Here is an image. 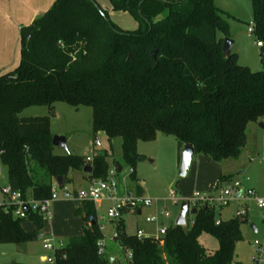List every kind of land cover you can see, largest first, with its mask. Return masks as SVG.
Returning a JSON list of instances; mask_svg holds the SVG:
<instances>
[{"label":"trees","instance_id":"1","mask_svg":"<svg viewBox=\"0 0 264 264\" xmlns=\"http://www.w3.org/2000/svg\"><path fill=\"white\" fill-rule=\"evenodd\" d=\"M93 1L56 0L21 27L19 64L0 72V161L12 190L45 200L59 177L67 186L75 171L106 180L118 139L122 159L132 167L145 160L138 142L159 134L218 164L238 160L249 124L264 120V0H251L255 35L263 43L260 72L241 66L238 54L223 56L224 38L218 34L230 37V26L214 0H108L113 12L138 23L132 31L118 26ZM58 102L91 107L94 134L104 133L109 149L95 150L92 162L57 154L49 117L22 113L32 106L53 109ZM87 166L93 168L90 175L84 173ZM132 178L137 195H143L134 173ZM229 181L223 175L218 185ZM75 215L82 220V234L56 253L55 264H111L108 253H98L105 236L96 205L76 204ZM241 219L217 224L216 211L198 208L186 227L171 225L162 243L127 235L121 220L116 245L133 254L131 264H233L236 245L244 239ZM44 228L43 217L35 213L19 220L1 211L0 245L26 246ZM205 237L216 241L211 250Z\"/></svg>","mask_w":264,"mask_h":264},{"label":"rangeland","instance_id":"2","mask_svg":"<svg viewBox=\"0 0 264 264\" xmlns=\"http://www.w3.org/2000/svg\"><path fill=\"white\" fill-rule=\"evenodd\" d=\"M101 5L110 6L108 0H97ZM216 5L223 10V18L229 23L230 38L235 41L233 53L238 54L239 64L248 67L252 72L263 70L261 64V49L257 46V37L255 34H249V28L254 23L253 9L251 0H214ZM55 0H42L45 3V14L54 5ZM19 9L23 10V25L31 23L37 10L29 7L28 4L21 3L19 0ZM47 5V6H46ZM47 7V8H45ZM50 8V9H49ZM18 9V10H19ZM49 9V10H48ZM111 19L118 26L125 30H135L138 23L126 13L112 11ZM42 14V15H43ZM164 15L160 16L162 19ZM20 28L0 26V65L9 61L12 63L18 56L20 44ZM219 38H226L218 34ZM19 48V49H18ZM23 117H49L51 131L54 136H61L67 139L68 151L56 147L57 154H72L86 159L93 158L95 150L109 149V142L104 133L94 134L93 131V111L91 107H75L66 102H58L51 109L46 105L32 106L26 108ZM260 123H251L247 128L248 142L238 160H227L221 164L210 161L204 162V155L197 154L194 156L189 172L186 177H180L179 171L181 166L182 152L185 145L172 136L159 134L157 138L149 141H139L137 151L145 156V160L137 163L135 167L127 165L122 159L121 140L114 142L113 157L109 162L110 170H114L117 164L123 168L122 173L114 176V181L118 184L119 193L125 196L130 193L137 195V182L132 178V173L139 181L143 189V197L157 200V205L150 208H144L141 216H132L128 212L123 214L124 231L127 235H135L138 229H143L148 235H154L158 226L174 225L177 221L182 203L175 204L168 200V195L172 190L177 191L178 197H188L195 192L210 193L214 190H203L198 187V176L202 172L205 174V183L209 188L215 186L219 181L220 172L225 176L231 177V181L241 180L261 197H264V128ZM96 138L98 142H96ZM0 201L5 198L2 189L8 185V171L0 161ZM90 179V178H89ZM91 182L96 180L90 179ZM230 181V182H231ZM202 182V181H201ZM229 182V183H230ZM228 182L222 183L226 185ZM88 181L81 177L80 173H75L73 186L80 189L85 188ZM209 191V192H208ZM110 203L104 201L97 207V214L100 225L104 226L103 234L106 236L108 250L114 251L119 261L124 262V256L115 243L111 242L118 232V223H110L107 217ZM163 208H167L171 214L170 219L161 216ZM240 204L231 203L224 207L221 214L217 212V219L228 221L237 217ZM249 222L242 225L244 239L239 241L235 250V262L233 264H251L255 258L256 250L254 242L264 238V212L259 210L253 203H249ZM52 211L55 219L46 221L43 233L62 242L58 252L61 253L68 244L71 237L82 234V220L75 215V206L67 202H57L53 204ZM220 212V211H219ZM157 216L159 225L147 223V218ZM192 215H187V224L190 223ZM251 225H255L258 233L252 230ZM185 226V227H186ZM26 229L32 230L31 224L25 225ZM211 242L216 241L205 237L204 245L211 250ZM45 255H52L51 252L43 248L42 241L27 244L26 246H17L14 244L0 245V264H10L19 262L23 264H46L42 261Z\"/></svg>","mask_w":264,"mask_h":264},{"label":"built area","instance_id":"3","mask_svg":"<svg viewBox=\"0 0 264 264\" xmlns=\"http://www.w3.org/2000/svg\"><path fill=\"white\" fill-rule=\"evenodd\" d=\"M255 25L249 28V34H255ZM259 48L263 47V43L257 41ZM95 158L87 157V162H92ZM118 174L117 169L110 170L109 176L106 180H99L92 182L88 187L78 190H71L65 185L61 187L57 181L52 184L51 196L45 200H36L33 198H24L19 191H13L12 188L7 187L2 189L4 200L0 201V212L4 211L6 214H11L13 218L19 220H27L31 213H35L43 217L44 222L53 221L54 213L52 211L53 204L57 202H71L73 204H81L85 202L102 205L104 201L110 203L108 208L107 217L112 222H120L124 212H131L133 214H141L144 208H150L157 205V200L144 198L143 195H132L127 193L121 196L118 189V184L114 181V176ZM0 173V180H1ZM240 194V196H238ZM168 200L175 204L187 203L189 206L190 215L191 210L206 207L216 212H219L224 207L231 203L240 204L237 217L247 218L249 216V203H253L259 210L264 212V197H261L254 189L244 188L242 182L238 179L230 183L219 186L213 193L195 192L188 197L179 198L177 191L172 190L168 195ZM97 208V207H96ZM162 216L166 219L171 218L167 208L162 209ZM188 214V215H189ZM194 216V215H192ZM192 220V219H191ZM147 223L159 225V218L153 216L147 218ZM192 222V221H190ZM264 222V219H263ZM220 223L218 219L217 224ZM171 225H160L154 235H148L142 230H138L136 236L138 239L152 238L158 243H162V238L166 235ZM103 230V227H101ZM117 233L113 237L116 242ZM39 239L42 241L43 248L51 252L52 255L45 256L44 262L46 264H55L56 253L60 247H63L62 242L56 241L54 238L49 237L48 234L41 233ZM256 255L251 264H264V238L254 242ZM98 253L104 256L107 252L106 239H103L98 244ZM123 256L124 262L120 264H131L133 261V254L130 251H123L119 247Z\"/></svg>","mask_w":264,"mask_h":264},{"label":"crops","instance_id":"4","mask_svg":"<svg viewBox=\"0 0 264 264\" xmlns=\"http://www.w3.org/2000/svg\"><path fill=\"white\" fill-rule=\"evenodd\" d=\"M56 1V0H55ZM97 1V0H96ZM25 3V4H28L29 5V7L31 8V7H33V8H35V10H37V13L34 15V17H33V20L31 21V23L35 20V19H37L38 17H40L43 13H41V12H45V11H42V10H44V6H45V3L43 4L42 3V0H21V3ZM98 2V1H97ZM19 0H0V26H2L3 27V25L4 26H8V27H13V28H15V30H16V26L18 27V28H20V27H22V26H24L23 25V22H25L24 21V14H23V10L21 11V9H19ZM55 3V2H54ZM99 3V2H98ZM99 5L104 9V10H107L108 11V13H109V15L111 16L113 13H112V9H111V6H109V7H107L106 6V4L103 6V5H101L100 3H99ZM47 6V5H46ZM45 8H47V7H45ZM19 9V10H18ZM50 9V8H49ZM48 9V10H49ZM31 23H29V24H31ZM29 24H26V25H29ZM15 32H17V30L15 31ZM19 48H20V44H19V46H18ZM18 48V49H19ZM19 60H20V49H19V53H18V56H17V58L15 59V61H13L12 63H9V61H6V63H3L2 65H0V72H7V71H10V70H13V69H15L17 66H18V64H19ZM102 150H105V149H102ZM205 160H204V162L203 163H209L210 162V160L208 159V158H204ZM75 173H77L76 171L75 172H72V174H71V176H70V178H71V183H69V184H67V188H69V189H71V190H78V188H76V187H74L73 186V183H74V175H75ZM78 173H80V172H78ZM81 174V177H83L85 180H87L88 181V185L86 186V187H88L92 182L90 181V179L87 177V176H85L84 174H82V173H80ZM224 174L222 173V172H220V175H219V180H220V178H221V176H223ZM225 176V175H224ZM198 187H201L203 190L205 189V190H212V188H214V190L212 191V192H210V193H213L214 191H216L218 188H219V181L217 182V184L215 185V186H213V187H211V188H209V185H207L206 183H205V174H203L202 172H200L199 173V176H198ZM202 181V182H201ZM241 181V180H240ZM230 182V181H229ZM228 182V183H229ZM242 182V181H241ZM227 183V184H228ZM242 185H243V187L244 188H250L248 185H246L244 182H242ZM220 186H224L223 184H221ZM85 187V188H86ZM80 189H83V188H80ZM251 189H254V188H251ZM254 190H256V189H254ZM209 192V191H208ZM257 192V191H256ZM258 193V192H257ZM67 203H70V204H73V203H71V202H67ZM74 206L76 205V204H73ZM98 206H100V205H97L96 207H98ZM182 206V205H181ZM221 211H222V209L220 210V212H218L219 213V215L221 214ZM129 214H131L132 216H135V217H137V216H141L142 215V213L140 214H133V213H131V212H128ZM161 213H162V211H161ZM160 213V214H161ZM161 216H162V214H161ZM163 217V216H162ZM235 218V217H234ZM54 219H55V216H54ZM98 219H99V217H98ZM123 220V219H122ZM220 221H222L221 219H219ZM100 221V220H99ZM111 223H113V222H111ZM116 223V222H115ZM174 225H176V222H175V224ZM101 227H103V229H104V226H102V225H100ZM138 230H142L143 231V229H138ZM138 232V231H137ZM156 232H157V230H156ZM258 233V230H257V232H255V234H257ZM147 234V233H146ZM156 234V233H155ZM105 239H106V236H105ZM111 242H113V243H115V245H116V242H114V240L112 239L111 240ZM107 245V252L106 253H108V255L110 256V257H112V256H114V260H113V262H112V264H120V263H122V261H119V259H118V257L114 254V251H110L109 252V250H108V244H106ZM117 246V245H116ZM216 246V244H214L213 242H211V248H214ZM45 256H47V255H45ZM45 256L42 258V261L44 262V260H45Z\"/></svg>","mask_w":264,"mask_h":264},{"label":"water","instance_id":"5","mask_svg":"<svg viewBox=\"0 0 264 264\" xmlns=\"http://www.w3.org/2000/svg\"><path fill=\"white\" fill-rule=\"evenodd\" d=\"M91 1L95 4V2L93 0H91ZM96 7L101 12V9L99 8V6L96 5ZM234 46H235V41L233 39H231L230 37H226L224 39L222 52H223V56L225 58H230L231 57V55L233 54ZM151 58H152L153 63L157 67L158 62L156 60V52L155 51L152 52ZM260 126L262 128H264V124L261 123ZM96 142H98L97 138H96ZM53 146L68 151L67 139L65 137L54 136V138H53ZM194 156H195V152H194L192 146L185 145V147L183 149V152H182L181 166H180V171H179L180 177H186L187 176ZM116 167L118 168V174L122 173V171H123L122 166L120 164H117ZM84 173L88 174V175L92 174L93 173V168L90 167V166L85 167L84 168ZM57 182L59 183V185L61 187H63L65 185V182H64L63 178H61V177H59L57 179ZM238 196H240V194ZM189 213H190V211H189L188 204L187 203L182 204L181 209H180L179 217H178V219L176 221V225L180 226V227H185L186 224H187V220H186L187 219V215ZM191 214L195 215L196 214V209L191 210ZM111 222L112 221L110 220V223ZM240 222L242 224H244L246 222V220L245 219H241ZM251 228H252V230L254 232H257V228H256L255 225H251ZM113 260H114V256L109 257V262L111 264H112Z\"/></svg>","mask_w":264,"mask_h":264}]
</instances>
